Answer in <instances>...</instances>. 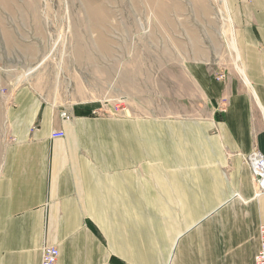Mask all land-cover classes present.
<instances>
[{
	"label": "crops",
	"instance_id": "0c3cea01",
	"mask_svg": "<svg viewBox=\"0 0 264 264\" xmlns=\"http://www.w3.org/2000/svg\"><path fill=\"white\" fill-rule=\"evenodd\" d=\"M225 3L241 73L188 65L198 116L94 114L16 88L0 264H40L44 245L57 264H254L264 192L244 157H264V0Z\"/></svg>",
	"mask_w": 264,
	"mask_h": 264
},
{
	"label": "rangeland",
	"instance_id": "374dc122",
	"mask_svg": "<svg viewBox=\"0 0 264 264\" xmlns=\"http://www.w3.org/2000/svg\"><path fill=\"white\" fill-rule=\"evenodd\" d=\"M228 18L225 0H0V164L24 84L94 114H202L188 65L236 69Z\"/></svg>",
	"mask_w": 264,
	"mask_h": 264
},
{
	"label": "built area",
	"instance_id": "2783aa9c",
	"mask_svg": "<svg viewBox=\"0 0 264 264\" xmlns=\"http://www.w3.org/2000/svg\"><path fill=\"white\" fill-rule=\"evenodd\" d=\"M222 77V76H221ZM61 118L66 119L67 113H61ZM56 133L55 136H60ZM248 163L254 183L257 188V194L264 192V157L258 151H253L244 157ZM59 251L56 246L44 245L41 248L40 264H57ZM254 264H264V226L259 229V249L254 257Z\"/></svg>",
	"mask_w": 264,
	"mask_h": 264
},
{
	"label": "bare ground",
	"instance_id": "6f19581e",
	"mask_svg": "<svg viewBox=\"0 0 264 264\" xmlns=\"http://www.w3.org/2000/svg\"><path fill=\"white\" fill-rule=\"evenodd\" d=\"M227 19V18H226ZM229 19V18H228ZM229 21H230V19H229ZM229 43H230V47H231V49L235 52V67H236V69L238 70V72L239 73H241V68H240V66L238 65V60H239V54H238V52H237V50L238 49H236V46H235V42H234V39H233V37H232V32H231V38H230V40H229ZM29 73V72H28ZM27 73V74H28ZM26 75H24L23 76V78L25 77Z\"/></svg>",
	"mask_w": 264,
	"mask_h": 264
}]
</instances>
